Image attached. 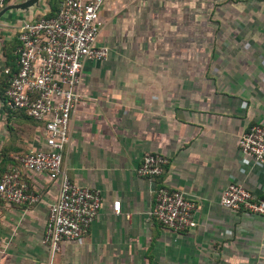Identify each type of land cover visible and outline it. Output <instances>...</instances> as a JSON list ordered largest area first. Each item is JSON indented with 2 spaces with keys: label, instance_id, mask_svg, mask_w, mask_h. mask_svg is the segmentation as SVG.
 <instances>
[{
  "label": "crops",
  "instance_id": "crops-1",
  "mask_svg": "<svg viewBox=\"0 0 264 264\" xmlns=\"http://www.w3.org/2000/svg\"><path fill=\"white\" fill-rule=\"evenodd\" d=\"M62 1L0 19V180L17 169L38 196L31 206L0 199V264L50 260L42 239L59 184L19 165L47 149L46 132L6 110L3 70H15L19 26L57 14ZM100 19L97 44L108 58L83 68L63 169L100 192L102 206L87 235L63 243L53 261L264 264V216L221 205L232 184L264 200V166L238 148L243 133L264 127V0H106ZM146 154L168 160L161 177L137 176ZM161 186L195 202V228L175 234L150 216Z\"/></svg>",
  "mask_w": 264,
  "mask_h": 264
},
{
  "label": "built area",
  "instance_id": "built-area-1",
  "mask_svg": "<svg viewBox=\"0 0 264 264\" xmlns=\"http://www.w3.org/2000/svg\"><path fill=\"white\" fill-rule=\"evenodd\" d=\"M106 0H63L57 14L23 22L17 30L15 70L4 69V106L10 113H22L31 121L43 123L45 151H32L18 159L20 167L46 174L59 184V197L49 207L42 243L50 252L48 264L65 242L82 240L99 215L100 192L70 182L63 169V157L70 143V121L81 102L80 85L85 64L108 58V49L98 46L103 23L100 13ZM6 0H0V11ZM241 154L264 166V127L255 125L238 141ZM168 164L165 157L146 154L136 170L139 177L159 178ZM0 199L16 206H31L38 196L21 181L14 169L0 180ZM224 208L264 216V200L256 199L243 186L232 184L221 198ZM195 202L184 193L163 186L156 191L150 216L164 228L179 234L196 227ZM120 213V202L113 203Z\"/></svg>",
  "mask_w": 264,
  "mask_h": 264
},
{
  "label": "water",
  "instance_id": "water-1",
  "mask_svg": "<svg viewBox=\"0 0 264 264\" xmlns=\"http://www.w3.org/2000/svg\"><path fill=\"white\" fill-rule=\"evenodd\" d=\"M41 0H26L20 4L6 6L0 11V19L7 13L12 11H29L33 8H38Z\"/></svg>",
  "mask_w": 264,
  "mask_h": 264
},
{
  "label": "rangeland",
  "instance_id": "rangeland-1",
  "mask_svg": "<svg viewBox=\"0 0 264 264\" xmlns=\"http://www.w3.org/2000/svg\"><path fill=\"white\" fill-rule=\"evenodd\" d=\"M10 35V34H9ZM10 38V37H9ZM7 47L5 48L6 50H7V52H10V43H8L7 45H6ZM9 54V53H8Z\"/></svg>",
  "mask_w": 264,
  "mask_h": 264
},
{
  "label": "trees",
  "instance_id": "trees-1",
  "mask_svg": "<svg viewBox=\"0 0 264 264\" xmlns=\"http://www.w3.org/2000/svg\"><path fill=\"white\" fill-rule=\"evenodd\" d=\"M7 1V0H6ZM56 15V12L55 13H51V14H49V15H47L46 17L47 18H50V17H53V16H55ZM14 56H15V54H14ZM14 71V70H13Z\"/></svg>",
  "mask_w": 264,
  "mask_h": 264
}]
</instances>
